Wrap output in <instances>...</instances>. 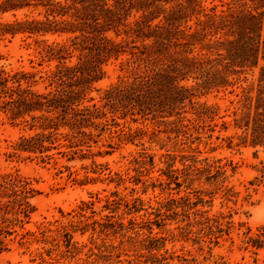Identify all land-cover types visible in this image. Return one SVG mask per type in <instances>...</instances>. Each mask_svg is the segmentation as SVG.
Here are the masks:
<instances>
[{
    "label": "rangeland",
    "instance_id": "obj_1",
    "mask_svg": "<svg viewBox=\"0 0 264 264\" xmlns=\"http://www.w3.org/2000/svg\"><path fill=\"white\" fill-rule=\"evenodd\" d=\"M231 1L203 4L220 12ZM46 15L40 3L0 10L8 86L55 92L59 65L77 62L78 50L61 60L45 51L73 33L14 30ZM131 57L102 63V77L75 105L102 113L76 128L74 112L68 121L48 107L14 114L10 91L0 93V264H264V144L234 120L259 67L198 91L175 114L142 116L103 107L106 92L131 74Z\"/></svg>",
    "mask_w": 264,
    "mask_h": 264
},
{
    "label": "trees",
    "instance_id": "obj_2",
    "mask_svg": "<svg viewBox=\"0 0 264 264\" xmlns=\"http://www.w3.org/2000/svg\"><path fill=\"white\" fill-rule=\"evenodd\" d=\"M34 1L46 7L47 19L17 22L14 30L73 33L69 42L47 44L45 51L59 60L74 50L79 56L75 64L62 63L54 72L55 92L12 88L9 77H0V93L10 91L14 114L48 107L64 111L68 121L67 115L77 117L86 109L68 121L71 127L81 126L102 112L97 106L75 105L84 99L87 85L102 77V63L123 52L132 56L125 62L131 74L106 92L103 107L142 116L175 114L198 91L227 87L236 75L259 67L256 84L244 89L234 120L253 144H264V0H232L220 12L216 6L208 11L204 0H2L0 10L38 4ZM110 30L127 38L117 41L107 35ZM189 79L195 83H183Z\"/></svg>",
    "mask_w": 264,
    "mask_h": 264
}]
</instances>
